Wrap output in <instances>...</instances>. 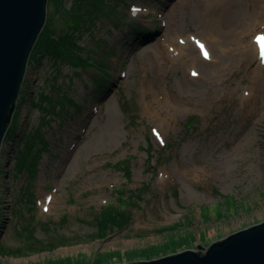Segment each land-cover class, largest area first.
<instances>
[{"label":"rangeland","instance_id":"374dc122","mask_svg":"<svg viewBox=\"0 0 264 264\" xmlns=\"http://www.w3.org/2000/svg\"><path fill=\"white\" fill-rule=\"evenodd\" d=\"M195 1L104 0L107 13L92 12L77 42L78 54L108 66L101 92L95 68L47 54L29 62L6 131L17 118L16 137L5 134L0 147V264L149 260L264 221V73L253 76L258 61L241 54L255 35L242 33L238 44L225 36L211 58L192 43L198 63L189 70L161 55L167 16L182 2L176 36L191 43L198 33ZM238 2L227 24L234 32L248 11ZM62 5L57 14L46 6L56 35L96 0ZM61 93L72 102L51 112ZM124 159L129 175L116 165ZM119 189L136 192L133 205L117 201ZM45 195L54 200L43 208ZM117 210L129 216L121 230L108 220Z\"/></svg>","mask_w":264,"mask_h":264},{"label":"water","instance_id":"95a60500","mask_svg":"<svg viewBox=\"0 0 264 264\" xmlns=\"http://www.w3.org/2000/svg\"><path fill=\"white\" fill-rule=\"evenodd\" d=\"M48 0H0V147L18 101L28 57ZM118 264V263H115ZM119 264H264V221L211 242L149 260Z\"/></svg>","mask_w":264,"mask_h":264},{"label":"bare ground","instance_id":"6f19581e","mask_svg":"<svg viewBox=\"0 0 264 264\" xmlns=\"http://www.w3.org/2000/svg\"><path fill=\"white\" fill-rule=\"evenodd\" d=\"M246 2L248 3V11L246 16H243L242 28L240 31L234 32L227 24L231 22L232 11L235 10L234 5L240 3L238 0H196L193 6L194 11L192 12L198 14L199 31L194 37H190L192 40L191 43L189 41V35L184 37L180 34L177 36L175 34L179 32L177 26L179 18L181 17V10L187 3L182 2V4L176 6L167 16V44L166 47L164 48L163 46L161 50L162 58L165 59L164 61H167L169 64L178 63L189 70L193 69L192 66H196L198 63L195 54L196 50L192 48V45L196 44L199 52H202L197 41L204 45V50H209V58H211L213 55H216L217 52H222V48L218 47V45L224 43L223 40H225L224 38L227 35L236 37V44H238V42L241 43L242 33L246 31L249 33L253 32V36L256 35V37L264 36V0H246ZM186 32L187 30L183 33ZM213 35L217 36L218 40ZM258 47L257 41L255 42L254 37H251L247 49L241 51V46L239 48L244 58V63L246 59H256L258 61L256 67L250 69L252 70L253 76L254 73L256 76H258L259 73L262 76L264 73V58L259 54ZM224 59H226V56H221L218 63H221ZM256 82L257 86L262 89L263 80L262 82ZM50 200H54L53 196L45 195L43 198V202L45 201V203H40L41 207H47L46 203L50 202ZM49 207L50 204L48 208ZM48 208L47 211L49 210Z\"/></svg>","mask_w":264,"mask_h":264},{"label":"trees","instance_id":"16d2710c","mask_svg":"<svg viewBox=\"0 0 264 264\" xmlns=\"http://www.w3.org/2000/svg\"><path fill=\"white\" fill-rule=\"evenodd\" d=\"M103 1L104 0H96V5L92 7L91 9H87L86 11L80 13L81 4H76V8L80 9L79 11H75L72 20L70 21L69 25L65 28L64 32H60L56 35L55 31H51L50 27L48 26V23H46L40 32L31 52L29 55V59L27 62V65H29V62L32 61V59H36L38 56L42 55H49L50 59L56 62L58 59L63 61H68L72 66L75 67H81V68H95L98 70L101 76L97 75L98 77H95L94 83L96 86V89L98 92H101L103 89L106 88L109 82L110 74L108 71V66L105 65L104 61L101 60L100 62L94 61V59L90 56H84L82 53H77V50H79L82 46L78 44L77 42L80 40V34L79 32L82 29H85V27H88L87 21L90 23L95 18L90 17L91 13L93 12V15L96 16L98 12L101 13H107V10L105 11L103 8ZM49 5H53L54 12L53 14H57L60 10L63 9L62 0H48ZM94 4V2H93ZM64 12V10H62ZM49 22V21H48ZM135 32L141 33L142 29L139 26H136ZM146 31H144L145 33ZM143 33V34H144ZM142 34V35H143ZM37 60V59H36ZM23 81L21 83L22 87ZM50 99V96L48 97ZM49 99H44L46 103L49 104ZM72 102V99L66 95V93H61L55 104L52 108L51 112H54V108H56L58 105L64 106L67 104V102ZM45 102H43L45 104ZM32 104V102H31ZM43 104V105H44ZM63 104V105H61ZM77 110H80V107L76 106ZM191 118V121L194 120V117ZM17 122V118L13 119V124L9 128L8 133L6 134L8 139H12L13 137H16V130L17 125L14 126V122ZM38 136H41L38 134ZM25 135L21 138V141L24 140ZM11 141V140H10ZM27 143L25 142V145ZM40 147V150L37 151V154L35 156H31V145H29V150L26 151V155H29L32 157V166L36 164L37 159L39 158L40 152L45 149V143H42ZM27 146V145H26ZM18 152L17 148H14V152ZM150 150V147H149ZM147 158L150 160L152 158V155L150 153H147ZM127 160V159H126ZM125 159L118 162L116 165H121V168L124 170L126 175H129V167L128 163ZM126 191H123L121 189L116 191L117 195V201L119 203H123L125 206H129L134 204V201L132 200V197L130 195H135L133 193L136 192H130L129 197H125ZM136 196V195H135ZM137 197V196H136ZM118 212H115L113 214H108V220L114 221V226L117 227V229H123L125 225L127 224L129 220L128 214L126 216L124 215L123 210H117ZM100 235V234H98ZM106 236V235H105ZM100 238H103L101 236ZM16 253V251H14ZM13 252V253H14ZM103 264V263H102Z\"/></svg>","mask_w":264,"mask_h":264},{"label":"snow or ice","instance_id":"6c2138e0","mask_svg":"<svg viewBox=\"0 0 264 264\" xmlns=\"http://www.w3.org/2000/svg\"><path fill=\"white\" fill-rule=\"evenodd\" d=\"M256 41L260 45V54H261V57L264 58V36H257L256 37ZM197 44L201 48L204 56L207 58L208 53L206 51H204V45L200 44L199 41H197ZM193 74L195 75V73H193Z\"/></svg>","mask_w":264,"mask_h":264}]
</instances>
